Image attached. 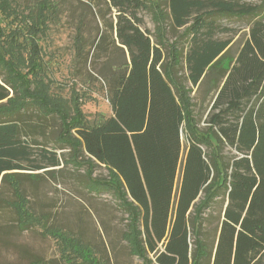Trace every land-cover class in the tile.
<instances>
[{
  "label": "trees",
  "instance_id": "1",
  "mask_svg": "<svg viewBox=\"0 0 264 264\" xmlns=\"http://www.w3.org/2000/svg\"><path fill=\"white\" fill-rule=\"evenodd\" d=\"M107 1L116 10L112 42L127 59L108 58L98 36L87 81L106 87L111 113L89 122L78 102L52 98L45 84L35 82L43 65L39 42L59 4L36 0L23 8L16 0H0V211L12 210L16 228L43 227L46 217L30 211L19 171L60 164L45 148L44 165L31 159L38 142L29 136L35 130L43 134L33 120L52 115L59 121L55 142L71 145L73 136L81 153L110 173L109 181L88 178L85 186L109 189L119 200L129 217L122 238L142 264H264V0H158L154 8L151 0ZM140 10L153 11V34L141 29ZM227 17L246 18L250 27L224 68L231 41L217 31ZM169 29L183 30V48L175 42L170 58L163 49ZM76 45L78 59L87 61L85 46ZM179 58L190 85L212 80L207 137L191 125L180 71L173 70ZM224 150L231 155H222ZM4 186L13 199L4 197ZM216 199L222 207L210 244L201 238L200 214ZM194 211H200L197 221ZM43 235L54 239L65 264H105L76 233L46 226ZM34 264L46 263L35 258Z\"/></svg>",
  "mask_w": 264,
  "mask_h": 264
},
{
  "label": "rangeland",
  "instance_id": "2",
  "mask_svg": "<svg viewBox=\"0 0 264 264\" xmlns=\"http://www.w3.org/2000/svg\"><path fill=\"white\" fill-rule=\"evenodd\" d=\"M16 1L24 8L36 0ZM55 1L59 4L60 10L48 23L46 37L39 42L41 55H38V58L43 65L41 71L36 73L35 82L45 84L49 90V96L52 98L68 100L72 104L78 102L83 116L89 122L96 121L100 113L103 115L111 113L106 87L96 81H87L89 77L86 71L91 67L93 47L94 43H97L98 36L101 35L98 44H101V48L106 50L108 58L111 60L127 59L126 52L117 48L116 41L112 42L115 37L112 27L116 22V10L109 6L107 0ZM238 1L249 4L261 2V0ZM157 2L158 0H151L152 8ZM137 15L142 19L141 29L148 30L153 34L155 31L153 11L140 10ZM218 24L220 28L217 31V37L228 38L231 41L222 56L224 57L222 65L226 68L229 61L236 56L250 26H248L247 19L241 17H227L218 21ZM169 30L166 34L167 44L163 48L165 57L171 55L170 51L173 50L175 42L179 50L183 48V46L181 47L182 42L179 41L183 30H173V32ZM77 42L83 47L85 46L87 61L82 57L78 59L76 56ZM25 53L27 52H24L23 55ZM175 65H173V70L180 71L177 79L186 90L185 97L189 102L191 125L198 134L201 133L207 137V127L204 121L209 114L213 100L212 80L207 83L202 81L199 86L194 87L185 80L183 62L180 60L179 64ZM47 117L49 119H45L43 122H39L37 119L33 120L34 123H41L43 134H40L39 130H35L29 136L38 142V145L32 148V163L45 164L46 160L41 157V150L45 148L55 152L57 158L60 159V164L57 167L44 166L36 170L19 171L22 174L19 179L30 211L45 215L46 221H44L43 227H61L78 234L85 242L94 247L96 255L105 264H142L141 259L129 254L128 244L122 238L126 217L128 219L129 217L119 208V200L109 189L99 192L92 191L89 185L85 186L88 178L97 180L101 184L109 181L110 173L103 164L90 162L81 153L73 136L68 138L71 145L57 144L55 137L59 121L52 115ZM52 118H54V122ZM183 128L184 149L187 143L184 137L185 125ZM231 153L224 150L222 155L229 156ZM177 170L174 197L182 171L181 161ZM220 174L222 182L224 171L222 170ZM4 189V197L8 200L13 199L11 189L8 186H4ZM203 199L201 195L196 204H200ZM221 207L222 201L216 199L211 207L201 209V238L210 244L216 233ZM200 211L198 213L194 211L193 217H197L195 221L198 220ZM15 224L14 214L9 207L0 211V264H34L35 258L41 259L46 264H65L59 258L58 245L54 239L49 235H43V227L34 225L27 229H19ZM192 239L191 234V242H193Z\"/></svg>",
  "mask_w": 264,
  "mask_h": 264
},
{
  "label": "water",
  "instance_id": "3",
  "mask_svg": "<svg viewBox=\"0 0 264 264\" xmlns=\"http://www.w3.org/2000/svg\"><path fill=\"white\" fill-rule=\"evenodd\" d=\"M227 204V203H226ZM226 204H225V206H226Z\"/></svg>",
  "mask_w": 264,
  "mask_h": 264
}]
</instances>
